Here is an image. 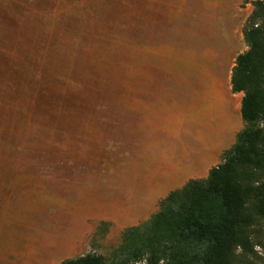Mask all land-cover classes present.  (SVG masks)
Instances as JSON below:
<instances>
[{"label":"rangeland","instance_id":"rangeland-1","mask_svg":"<svg viewBox=\"0 0 264 264\" xmlns=\"http://www.w3.org/2000/svg\"><path fill=\"white\" fill-rule=\"evenodd\" d=\"M251 8L250 0H0V264H20L17 252L37 235L75 232L87 197L133 193L124 163H143L128 140L150 118L136 110L141 97L167 81L187 95L231 91ZM242 96L233 94L237 108ZM252 235L242 264H264V222ZM92 243L89 253L106 264L120 259L123 235Z\"/></svg>","mask_w":264,"mask_h":264},{"label":"trees","instance_id":"trees-1","mask_svg":"<svg viewBox=\"0 0 264 264\" xmlns=\"http://www.w3.org/2000/svg\"><path fill=\"white\" fill-rule=\"evenodd\" d=\"M242 33L247 50L231 69L233 93H243V127L207 178L188 181L156 213L123 234L111 264H242L264 222V0H250ZM60 264H106L97 254Z\"/></svg>","mask_w":264,"mask_h":264},{"label":"crops","instance_id":"crops-1","mask_svg":"<svg viewBox=\"0 0 264 264\" xmlns=\"http://www.w3.org/2000/svg\"><path fill=\"white\" fill-rule=\"evenodd\" d=\"M171 84L162 82V90L146 92L141 97L146 106L136 108L151 119H138L128 137L137 157L143 159V163H124L134 169L133 193L87 197L75 209V232L54 241L44 234L33 237L36 244L17 252L25 258L20 264H60L89 253L92 242L121 237L156 213L169 193L190 180L207 178L221 162L241 130L236 93L230 86L231 91L216 87L187 95Z\"/></svg>","mask_w":264,"mask_h":264}]
</instances>
